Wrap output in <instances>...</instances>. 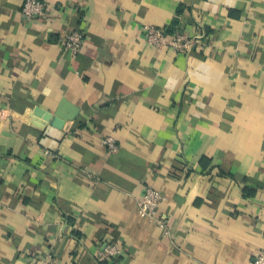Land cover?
I'll return each instance as SVG.
<instances>
[{
	"label": "crops",
	"instance_id": "obj_1",
	"mask_svg": "<svg viewBox=\"0 0 264 264\" xmlns=\"http://www.w3.org/2000/svg\"><path fill=\"white\" fill-rule=\"evenodd\" d=\"M0 0V264H253L264 252V0ZM199 37L155 49L142 27ZM84 33L72 55L68 33ZM63 101L77 109L52 125ZM42 112H40V110ZM112 138L117 150L103 145ZM148 188L165 198L141 217Z\"/></svg>",
	"mask_w": 264,
	"mask_h": 264
},
{
	"label": "built area",
	"instance_id": "obj_2",
	"mask_svg": "<svg viewBox=\"0 0 264 264\" xmlns=\"http://www.w3.org/2000/svg\"><path fill=\"white\" fill-rule=\"evenodd\" d=\"M21 13L27 19L42 18L46 14V4L41 0H24ZM142 33L151 47L158 50L171 49L173 52L181 55H190L197 45H199L198 36H190L180 32L171 34L166 29L149 24L142 27ZM84 40V33L77 30L64 36L62 46L75 56L81 52ZM103 145L107 147L109 153H114L117 150V144L112 138H105ZM163 201H165V198L159 191L148 188L139 201L138 208L141 217L158 225L162 229H166L167 222L157 216V209ZM121 254V250L115 244H111L99 251L97 260L102 264L117 260ZM32 264H61V261L51 248L47 252L36 254L32 260ZM253 264H264V252H260L256 256Z\"/></svg>",
	"mask_w": 264,
	"mask_h": 264
},
{
	"label": "water",
	"instance_id": "obj_3",
	"mask_svg": "<svg viewBox=\"0 0 264 264\" xmlns=\"http://www.w3.org/2000/svg\"><path fill=\"white\" fill-rule=\"evenodd\" d=\"M76 111L77 109H75L67 101H63L54 114V121L52 122V125L56 128L63 127L64 122L74 119ZM40 112L42 111L40 110Z\"/></svg>",
	"mask_w": 264,
	"mask_h": 264
},
{
	"label": "trees",
	"instance_id": "obj_4",
	"mask_svg": "<svg viewBox=\"0 0 264 264\" xmlns=\"http://www.w3.org/2000/svg\"><path fill=\"white\" fill-rule=\"evenodd\" d=\"M168 32L172 34V33L176 32V31H174V30L173 31H169L168 30ZM115 261H117V260H115ZM104 263H106V262H104ZM104 263H102V264H104Z\"/></svg>",
	"mask_w": 264,
	"mask_h": 264
}]
</instances>
